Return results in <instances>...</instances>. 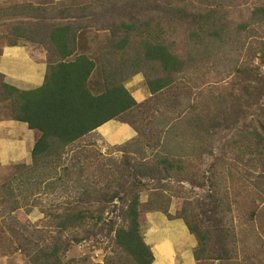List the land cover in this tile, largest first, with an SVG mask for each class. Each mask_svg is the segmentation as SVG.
I'll list each match as a JSON object with an SVG mask.
<instances>
[{
  "label": "trees",
  "instance_id": "16d2710c",
  "mask_svg": "<svg viewBox=\"0 0 264 264\" xmlns=\"http://www.w3.org/2000/svg\"><path fill=\"white\" fill-rule=\"evenodd\" d=\"M224 1L198 0L193 6L187 0H89L90 7L78 17L69 9L50 18L44 11L3 26L11 44L22 39L44 47L41 62L46 72L43 84L28 91L6 84L0 74V102L9 104L13 121L39 134L30 166L0 189L16 209L17 196L24 205L37 194L69 199L56 210L41 209L57 231L52 245L26 251L33 254L31 264H62L72 243L97 236L107 242L102 264H152L153 254L142 235L149 213L183 222L196 240L192 250L196 264L211 257L229 259L223 231L231 207L223 186L226 176L234 180V173L205 171L196 156L207 148L210 134L220 128L231 132L227 147L248 156L246 164L259 172L247 177H253L252 185L264 194V76L257 77L250 68L236 69L238 59L228 55L237 50L220 42L230 36ZM209 5L215 9H207ZM248 21L239 28L258 35L252 27L264 26V3L251 11ZM97 26L108 32L97 56L79 53V36ZM182 30L187 33L184 45L179 40ZM261 50L264 66V47ZM206 65L242 76L245 103L223 96L222 108L211 111L175 102L157 111L145 126L138 125L136 111L144 108L148 114L154 109L137 104L126 89L132 77L142 74L155 97ZM229 104L234 106L232 113ZM239 119L242 128L236 129ZM109 121L128 125L136 133L121 147L119 160L103 159L90 144L81 145ZM198 187L207 189L203 199L191 200V189ZM148 192L149 199L142 204L141 195ZM172 198L178 200L174 214L169 213ZM33 201L40 205L36 198ZM67 231L70 240L64 237Z\"/></svg>",
  "mask_w": 264,
  "mask_h": 264
},
{
  "label": "rangeland",
  "instance_id": "374dc122",
  "mask_svg": "<svg viewBox=\"0 0 264 264\" xmlns=\"http://www.w3.org/2000/svg\"><path fill=\"white\" fill-rule=\"evenodd\" d=\"M88 3L89 0H50L49 5L41 6L36 15H43V12L46 11L45 13L48 18L50 16L58 17L61 11L69 9L72 16L78 17L82 15L83 8L90 7ZM262 3H264V0H225L222 5L226 13L225 21L228 23L230 36L226 40L221 39L220 42L237 50L236 55L233 53L228 55L229 57L234 56V58L238 59L235 65L236 69H253L257 77L264 76V66L261 64L260 59L261 49L264 47V26H260V29L252 27L258 34L255 35L251 31L243 32L239 28V25L248 24L251 11ZM186 4L194 6L198 4V0H187ZM207 9L215 8L213 5H209ZM53 23L55 22L53 21ZM9 24L13 25L15 23H0V37L2 38H0V47L5 45V43L11 45V38L7 36V31L5 32V28H3L4 25L9 26ZM99 29L100 27L97 26L96 28L86 29L84 33H81L78 41L79 53L85 52L94 58L97 56L98 46L108 34V32ZM235 38L238 39L236 42H233L232 39ZM179 40H181L180 44L184 45L187 40L186 31L182 30ZM227 40L230 42H227ZM240 77L242 76L235 75V70H225L224 67L206 65L191 71L180 81L178 80L174 84L175 89H166L155 97L150 95L142 74L132 77L125 87L140 102L137 104H147L154 109V111L148 114L144 108L136 111L138 125L145 126L146 122L152 120V116L157 117V111L162 112L168 108L167 106L175 102H188L190 105L202 107L199 109H209L211 111L222 108L219 105V98L223 96L238 98L240 104L242 102L245 103V96L243 95L245 83ZM92 80L97 81L95 78H92ZM97 82L100 83V80ZM227 106V110L232 113L234 106L232 104ZM240 109L246 115L247 109L245 105H241ZM250 114L252 115V113ZM248 117L250 118V116ZM246 120L244 116V123ZM219 122L222 124L220 120ZM242 122L239 119L236 129L242 128ZM216 132V135H209L207 148L198 153L196 157L200 160L199 168H203L205 171L209 170L213 173L232 171L234 173V180H230L228 176H224L226 180L223 186V193L227 197L228 204L231 207L230 213L227 214L228 218L224 220L223 231L228 242L225 250L228 253L229 259L219 261L211 257L207 261H204L203 264H264V194L251 183L252 180L254 181L253 177L258 174L259 170L250 168L246 164L248 156L239 154L236 147H227L231 132L222 130L221 128ZM118 136V138L116 136L102 138L98 134H90L81 141V145L90 144L92 146L90 148L101 153L103 159L111 158L119 160L121 158V152H119L121 147L129 143L132 138L130 140L126 136H121V134ZM145 151L149 150L145 149ZM21 165H12L4 170L0 169V186L11 182L13 178L18 177L24 172L26 166H29L22 165L24 166L23 170L20 167ZM248 174L253 177L248 178ZM183 188L188 190L186 185ZM206 191L207 189L199 187L191 189V200H202V196L205 195ZM4 195L5 192L3 193V190L0 189V201L1 198L5 197ZM149 195V192L143 193L140 202L146 204ZM34 198H36L40 205H33ZM34 198L32 199L31 197L27 205H24L23 198L17 196L14 198L19 203L17 209L13 207L12 201L6 197V202L3 205L0 202V264H31L29 257L33 254L26 253L27 250L30 249L35 253L40 247L52 245V239L57 229L51 219L41 213V209L47 211L56 210L58 206L63 205L69 199H66L64 195L46 194H37ZM177 203V199H171L170 214L175 213ZM164 217L161 213L158 215V218L163 223L166 222L168 224L165 219L166 217ZM169 226L171 233L178 237L182 234L181 229L185 228L179 221L173 222ZM82 235L80 233L79 238ZM64 237L70 240L72 235L67 231L64 233ZM193 240L194 238L190 236L183 241V245L188 247L189 242H194ZM106 244L107 242L100 236H97L95 239L90 238L82 240L79 243H72L69 251L61 258V262L62 264H102L105 256L103 247ZM99 245L102 247H99Z\"/></svg>",
  "mask_w": 264,
  "mask_h": 264
},
{
  "label": "crops",
  "instance_id": "0c3cea01",
  "mask_svg": "<svg viewBox=\"0 0 264 264\" xmlns=\"http://www.w3.org/2000/svg\"><path fill=\"white\" fill-rule=\"evenodd\" d=\"M49 1L0 0V23L31 20L30 18L36 15L41 6L49 5ZM21 6L25 8L19 9L18 7ZM43 55L44 47L42 45L29 43L22 39L11 45L6 43L2 45L0 47V74L3 75L5 83L21 91L40 87L44 82L46 72V65L41 62ZM131 95L137 103H140L133 94ZM91 134H98L102 138L112 136L118 138V135L121 134L130 140L136 136V133L128 125L117 121H109ZM38 136L37 132L29 130L25 124L12 120L7 102L0 103L1 170L12 165L30 166L31 151ZM22 165L20 167L23 169ZM158 215L160 213L147 214L142 225L143 240L153 254L152 264H196L192 255V250L196 245L195 239L194 242H189L188 247L183 245V241L191 236L186 227L181 229L180 237L175 236L171 233L169 225L179 220L168 221L164 217L168 223L166 224L158 218ZM179 222L183 224L182 221Z\"/></svg>",
  "mask_w": 264,
  "mask_h": 264
}]
</instances>
